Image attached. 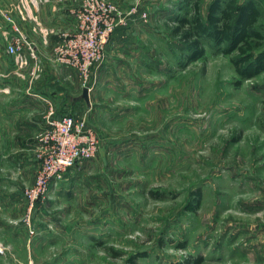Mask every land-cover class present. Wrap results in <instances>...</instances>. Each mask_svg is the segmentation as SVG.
<instances>
[{"label":"rangeland","instance_id":"obj_1","mask_svg":"<svg viewBox=\"0 0 264 264\" xmlns=\"http://www.w3.org/2000/svg\"><path fill=\"white\" fill-rule=\"evenodd\" d=\"M110 1L127 19L117 32L136 13L150 23L127 44L110 45L115 31L91 82L74 74L84 101L76 116L98 133V151L69 189H49L31 210L46 128L30 184L14 137L21 120L2 118L12 101L0 93V264H264V72L240 83L235 53L210 41L202 57L185 59L172 29L188 0H135L131 9ZM210 1L201 0L204 17ZM5 54L10 86L38 82L27 55L22 64ZM40 98L48 110L52 101Z\"/></svg>","mask_w":264,"mask_h":264},{"label":"crops","instance_id":"obj_2","mask_svg":"<svg viewBox=\"0 0 264 264\" xmlns=\"http://www.w3.org/2000/svg\"><path fill=\"white\" fill-rule=\"evenodd\" d=\"M113 1L119 2L126 8L130 7V9L135 3V0H130V2L128 0ZM79 5L80 0H0V60L6 55L7 40L11 37L10 26L3 16L2 10H9L16 16L25 33L38 44L43 60L41 78L39 77L38 82L29 90L23 84L22 86L11 85V87L9 83L12 80L2 78L3 71H0V93L4 92V88L8 89L11 91L10 96H3L12 101L4 110V117L2 118L5 120L8 116L14 120H21L16 125L14 137L20 146L21 173L30 184L35 181V171L38 167L35 157V151L38 147L37 133L48 126L45 118L47 103L40 97L49 98L59 112L69 111L79 115L78 110L81 112L84 105L81 96L78 97L79 94L75 92L74 74L79 76L77 70L58 65L61 68L59 71L54 60L56 44L67 34L77 30L76 10H78ZM144 8V6L141 7L140 12L144 11ZM183 9L180 7L181 12L173 17L174 20L185 14ZM140 15V13H136L134 17H131L130 22L132 23L129 29L124 30L123 27L122 31H116L110 40L112 41L110 45L131 43L133 41V37L130 36L131 32L134 30L133 32L136 34V30L139 31L150 23L141 20ZM139 34L142 33L139 32ZM13 59L16 62L14 57ZM14 67H16V63ZM12 73H14L13 77L20 81L19 73L17 74L14 70ZM38 94L41 96L37 97ZM23 120H27V122L23 124ZM81 168L83 167L77 166L70 169L65 178L61 181H54L50 189L55 190L56 193L60 189H69L75 182L74 175ZM15 195L23 201L22 190L16 192Z\"/></svg>","mask_w":264,"mask_h":264},{"label":"built area","instance_id":"obj_3","mask_svg":"<svg viewBox=\"0 0 264 264\" xmlns=\"http://www.w3.org/2000/svg\"><path fill=\"white\" fill-rule=\"evenodd\" d=\"M2 14L11 30L7 52L22 64L27 63V56L30 58L28 73L34 82L43 69L39 46L25 33L12 12L2 10ZM76 17L77 30L56 44L54 60L76 68L87 84L91 82L93 67L104 56V44L127 19L119 5L110 0H80ZM45 118L48 126L40 138V170L34 187L26 192L30 210L48 193L52 182L61 181L69 169L93 158L99 145L96 130L86 122H79L81 119L74 112L61 113L50 102ZM0 251L3 252L1 246Z\"/></svg>","mask_w":264,"mask_h":264},{"label":"trees","instance_id":"obj_4","mask_svg":"<svg viewBox=\"0 0 264 264\" xmlns=\"http://www.w3.org/2000/svg\"><path fill=\"white\" fill-rule=\"evenodd\" d=\"M237 1L211 0L204 17L201 0H188L183 6L185 14L177 17L172 33L179 37L182 54L188 61L204 55L207 41L224 53H235L232 62L241 83L264 72V31L258 24L261 16L258 0ZM200 196L199 191L198 202Z\"/></svg>","mask_w":264,"mask_h":264}]
</instances>
